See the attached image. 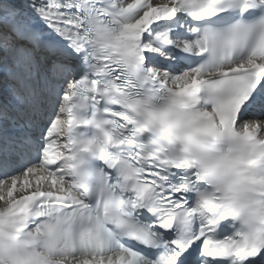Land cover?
Instances as JSON below:
<instances>
[{
	"label": "snow or ice",
	"instance_id": "obj_1",
	"mask_svg": "<svg viewBox=\"0 0 264 264\" xmlns=\"http://www.w3.org/2000/svg\"><path fill=\"white\" fill-rule=\"evenodd\" d=\"M0 264H264V0H0Z\"/></svg>",
	"mask_w": 264,
	"mask_h": 264
}]
</instances>
